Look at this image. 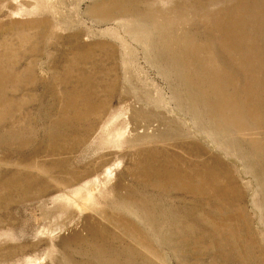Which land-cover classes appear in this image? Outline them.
Listing matches in <instances>:
<instances>
[{"label":"rangeland","instance_id":"1","mask_svg":"<svg viewBox=\"0 0 264 264\" xmlns=\"http://www.w3.org/2000/svg\"><path fill=\"white\" fill-rule=\"evenodd\" d=\"M0 264H264V0H0Z\"/></svg>","mask_w":264,"mask_h":264}]
</instances>
